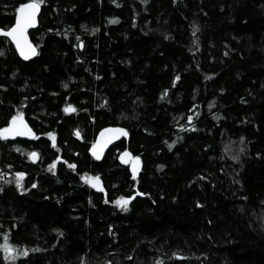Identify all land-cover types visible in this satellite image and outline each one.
I'll list each match as a JSON object with an SVG mask.
<instances>
[{"label":"trees","instance_id":"16d2710c","mask_svg":"<svg viewBox=\"0 0 264 264\" xmlns=\"http://www.w3.org/2000/svg\"><path fill=\"white\" fill-rule=\"evenodd\" d=\"M41 5L33 58L0 34V128L31 130L0 138V264H264V0Z\"/></svg>","mask_w":264,"mask_h":264},{"label":"snow or ice","instance_id":"6c2138e0","mask_svg":"<svg viewBox=\"0 0 264 264\" xmlns=\"http://www.w3.org/2000/svg\"><path fill=\"white\" fill-rule=\"evenodd\" d=\"M43 3V0H31L30 3L23 5L19 8V17L16 21L15 26L7 32H3L0 30V34L11 37L16 42V47L20 50V54L24 56L25 59H29L31 56H34L37 54L34 47H32L31 44L27 42L26 37V31L29 27H33L35 25V19L36 14L39 12L40 6ZM112 23H116L117 21H111ZM178 79V78H177ZM67 87V85H65ZM65 112H74L75 108L72 106H68L64 109ZM189 120H191V117H189ZM19 122V123H18ZM121 134L127 135V133H124L122 130H119ZM31 133V130L27 128V125L23 124V116L18 115L13 118L12 125L9 128L0 129V138L7 139L9 136H17V135H29ZM76 135H79V132L76 133ZM53 146H55V137L52 136ZM19 150V149H18ZM94 155H96L97 159L100 158L99 154L97 153L95 147H94ZM127 157H130L129 153L124 154ZM30 158L33 160L38 159L37 153H31ZM125 163H128L129 160L125 159ZM133 174H135L138 171V165H139V159L136 158L133 162ZM69 167H74V165H69ZM55 169V164L49 166V171H53ZM23 173H17L16 174V180L15 183L17 186L21 189H23ZM0 179H4L2 175H0ZM85 181L89 184H91L92 187L97 188L100 191H103V188L100 183V178L98 176L96 177H85ZM35 187V185H33ZM137 195H143L142 193H137ZM132 198H124L121 197L120 199L115 201V204L122 208L123 210L127 211L128 205L130 203ZM4 251L7 253L5 256V259L14 261L18 255H27V251H18L11 246H9L7 243H5Z\"/></svg>","mask_w":264,"mask_h":264},{"label":"water","instance_id":"95a60500","mask_svg":"<svg viewBox=\"0 0 264 264\" xmlns=\"http://www.w3.org/2000/svg\"><path fill=\"white\" fill-rule=\"evenodd\" d=\"M30 2H31V0L26 1V2L22 3L21 5H19V7H18V9H17V13H16V18H15V21H14L13 25H12L10 28H8V29L3 30V32L10 31V30L15 26L16 21H17V19H18V17H19V8L22 7V6L25 5V4L30 3ZM41 8H42V5L40 6L39 12L36 14L35 25H34L33 27H29V28L27 29V31H26L27 42H28L29 44H31L32 47L35 48L36 52H37V46H36L35 42H34V41L31 39V37H30V31H31L32 29H35V28L38 26V24H39V16H40V13H41ZM0 30H1V29H0ZM9 38L11 39V41L13 42V44H14L15 47H16V42H15L11 37H9ZM16 50H17L18 54H19L23 59H25L24 56H22V55L20 54V50H19L17 47H16ZM34 56H35V55H34ZM34 56H31L29 59L33 58ZM27 60H28V59H27ZM23 124L27 125L26 122L24 121V119H23ZM27 128H28V127H27ZM28 129H29V128H28ZM119 130H122L124 133H127L126 129H125L124 127L120 126V125H107V126L102 127V128L98 131V133H97V135H96L95 142H94V144H93V146H92V150H91L92 154L94 155V147H95V149H96L97 153L99 154V156L102 157V156L105 154V152H106V151H107L112 145H114L115 143H117V142H118L120 139H122L123 137H126V136H127V135H123V134H121V132H120ZM31 153H37V152H36L35 150H33V151L30 152V154H31ZM94 156L96 157V155H94ZM32 160H33V159H32ZM58 160L62 161V159H61L60 157H58ZM34 161H35V160H34ZM100 183H101V181H100ZM101 186H102V183H101ZM102 188H103V186H102ZM96 189H97V188H96ZM97 190H98V189H97ZM98 191H100V190H98ZM101 192L105 193L106 191H105V189L103 188V191H101Z\"/></svg>","mask_w":264,"mask_h":264},{"label":"rangeland","instance_id":"374dc122","mask_svg":"<svg viewBox=\"0 0 264 264\" xmlns=\"http://www.w3.org/2000/svg\"><path fill=\"white\" fill-rule=\"evenodd\" d=\"M22 113L21 112H17L16 114H14V116L11 118V120L9 121V123L6 125V126H4V127H2V128H0V129H4V128H9L11 125H12V120H13V118L14 117H16V116H18V115H21ZM19 123V122H18ZM126 152H124L123 154H121V159L124 161L125 159H128L129 160V162L130 163H132L134 160H135V158H133V157H127V156H125L124 154H125Z\"/></svg>","mask_w":264,"mask_h":264},{"label":"flooded vegetation","instance_id":"af4514ba","mask_svg":"<svg viewBox=\"0 0 264 264\" xmlns=\"http://www.w3.org/2000/svg\"><path fill=\"white\" fill-rule=\"evenodd\" d=\"M29 1V0H28ZM19 7V6H18ZM18 9V8H17ZM27 136H29V135H27Z\"/></svg>","mask_w":264,"mask_h":264}]
</instances>
